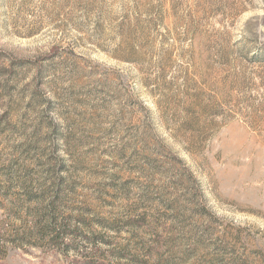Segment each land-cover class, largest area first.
<instances>
[{
  "label": "rangeland",
  "instance_id": "obj_1",
  "mask_svg": "<svg viewBox=\"0 0 264 264\" xmlns=\"http://www.w3.org/2000/svg\"><path fill=\"white\" fill-rule=\"evenodd\" d=\"M0 264H264V0H0Z\"/></svg>",
  "mask_w": 264,
  "mask_h": 264
}]
</instances>
